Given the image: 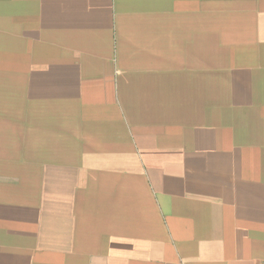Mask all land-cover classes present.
<instances>
[{
    "label": "crops",
    "instance_id": "0c3cea01",
    "mask_svg": "<svg viewBox=\"0 0 264 264\" xmlns=\"http://www.w3.org/2000/svg\"><path fill=\"white\" fill-rule=\"evenodd\" d=\"M0 264H264V0H0Z\"/></svg>",
    "mask_w": 264,
    "mask_h": 264
}]
</instances>
